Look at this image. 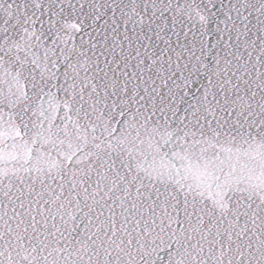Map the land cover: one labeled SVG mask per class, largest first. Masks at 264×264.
<instances>
[{"label":"snow or ice","instance_id":"1","mask_svg":"<svg viewBox=\"0 0 264 264\" xmlns=\"http://www.w3.org/2000/svg\"><path fill=\"white\" fill-rule=\"evenodd\" d=\"M0 264H264V0H0Z\"/></svg>","mask_w":264,"mask_h":264}]
</instances>
